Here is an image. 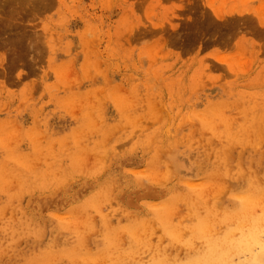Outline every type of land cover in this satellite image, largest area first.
I'll use <instances>...</instances> for the list:
<instances>
[{"label":"rangeland","instance_id":"rangeland-1","mask_svg":"<svg viewBox=\"0 0 264 264\" xmlns=\"http://www.w3.org/2000/svg\"><path fill=\"white\" fill-rule=\"evenodd\" d=\"M255 232L264 0H0V264H242Z\"/></svg>","mask_w":264,"mask_h":264},{"label":"bare ground","instance_id":"bare-ground-1","mask_svg":"<svg viewBox=\"0 0 264 264\" xmlns=\"http://www.w3.org/2000/svg\"><path fill=\"white\" fill-rule=\"evenodd\" d=\"M30 1H31V0H30ZM38 1H39V0H36V2H38ZM243 19H244V16H243L242 19H241V18H238L237 20H236V19H232V20H234V21L237 22V21H240V20H243ZM240 22L243 24L242 21H240ZM241 23H240V24H241ZM246 23H247V25H246V24L243 25V26L241 27V30L244 29V30H246V31L249 32V31H251V29H252V31L254 32L255 30H254L252 27H250V25H253V24H254L253 21L250 20V19H248V20H246ZM242 24H241V25H242ZM236 25H237V24H236ZM252 224H254V226H255V223H252ZM248 226H249V225H248ZM252 226H253V225H252ZM252 226H251V227H252ZM259 227H260V225H259ZM242 230H243V229H242ZM242 230H241V231H242ZM244 231H245V230H244ZM226 232H227V231H226ZM241 233H243V231H242ZM249 233H250V232H249ZM223 235H224V234H222V236H223ZM226 235H227V234H225L224 236H226ZM228 235H229V236H228ZM228 235H227L228 237H227V236H226V237H223L222 240H224L225 238H227L228 242L231 241L230 239H228V238L231 236L230 233H229ZM239 235H240V234H239ZM257 235H258V234H257ZM257 235H256V232H255V233H253V235L251 234L249 238H248L247 234L244 235V237H243L242 235L240 236V238L242 237V238H244V240L241 241V243L239 244V246H240L241 244H243L244 241H245V243H247V244L252 243V244H250V246H251V245H255L256 243H257L256 245H259V246H258L259 249H258L256 252H254V251H255V250H254L253 253H250V252H252L251 250H253V248H250L249 245H248V247H249L250 249H248V247H246V249H245V248H243L244 246L241 247L240 250H242V249L247 250V249H248V250L250 251V252H249V251L246 252V253L249 252V253H248L249 255L246 254V253H244V254L242 253V254L244 255V257H246L245 255H248V256H249V257L247 256L246 259L244 258L246 261H245L244 263H242V264H264V242H263V243L260 242V241H264V240H263V239H262V240L258 239L259 236H257ZM220 237H221V236H220ZM220 237H219V238H220ZM219 238L217 237L218 240H219ZM230 238H231V237H230ZM234 238H235V237H234ZM217 239H216V240H217ZM231 239L233 240V238H231ZM240 240H242V239H240ZM211 241H212V240H211ZM234 241H237V240H233V243H237V242L239 243V240H238L237 242H234ZM209 242H210V241H208V243H209ZM222 242H224V241L219 242V246L221 245ZM216 243H217V241H216ZM216 243H215V239H214L213 244H215V246H216ZM225 243H226V240H225ZM229 243H232V242H229ZM261 243H262V244H261ZM213 244L211 243V244H209V245H213ZM217 244H218V243H217ZM222 244H223V243H222ZM260 244H261V245H260ZM224 245H225V244H224ZM226 245H228V244L226 243ZM229 245H230V244H229ZM243 245H244V244H243ZM221 246H222V245H221ZM245 246H246V244H245ZM251 247H253V246H251ZM206 248L208 249V247H206ZM213 248H215V247L213 246ZM216 248L219 249L220 247L216 246ZM236 248H237V247H236ZM218 249H216V250H218ZM225 249H226V248H225ZM205 250H206V249H205ZM212 250L214 251L215 249H212ZM212 250H211V251H212ZM216 250H215V251H216ZM219 250H220V249H219ZM223 250H224V249H223ZM223 250H222V251H223ZM228 250L231 252L230 247H229ZM232 250H233V248H232ZM207 251L210 252L209 250H207ZM222 251L220 250V252H222ZM229 251H228V252H229ZM236 251H237V249H236ZM236 251H235V252H236ZM197 252H199V250H198ZM205 252H206V251H205ZM205 252H204V253H205ZM220 252H219V253H220ZM223 252H225V254H223V255L226 256V254H227V253H226L227 250H225V251H223ZM230 252H229V253H230ZM242 252H244V250H243ZM213 253H214V252H213ZM236 253H237V252H236ZM178 254H179V253H178ZM194 254H195V253H194ZM194 254H193V255H194ZM146 255H147V254H146ZM201 255H202V254H201ZM204 255H206V254H204ZM210 255H212V253H210ZM243 255L240 254V256H242V257H243ZM149 256H150V255H149ZM176 256H177V254H176ZM197 256H198V255H197ZM218 256H222V254H221V255H217V257H218ZM233 256H234V255H233ZM179 257H182V255H180ZM179 257H178V258H179ZM184 257H185V256H184ZM201 257H202L201 259H203V257L207 259V257H205V256H201ZM210 257H212V256H209L208 258H210ZM217 257L215 256L216 259H217ZM182 258H183V257H182ZM195 258H196V257H195ZM197 258H198V257H197ZM213 258H214V257H213ZM213 258H211V260H212ZM215 258H214V259H215ZM220 258H224V256H223V257H220ZM237 258H239L238 255H237ZM148 259H149V257H148ZM176 259H177V257H176ZM180 259H181V258H180ZM193 259H194V258H193ZM214 259H213L212 261H211L210 259H209V260H210L211 262H215L216 259H215V261H214ZM232 259H234V258H232ZM196 260H197V259H196ZM196 260H194V261L196 262ZM204 260H205V259H203V260H201V261H204ZM217 260H219V258H218ZM238 260H239V259H238ZM191 261H192V260H191ZM197 261H198V260H197ZM220 261H221V259H220ZM222 261H223V259H222ZM243 261H244V260H243ZM226 262H227V260H226ZM189 263H190V262H189ZM199 263H200V261H199ZM201 263H202V262H201ZM201 263H200V264H201ZM203 263H205V261H204ZM203 263H202V264H203ZM209 263H210V262H209ZM216 263H217V262H216ZM220 263H221V262H220ZM223 263H224V262H222V264H223ZM193 264H194V263H193ZM207 264H208V263H207ZM210 264H213V263H210ZM224 264H225V263H224ZM226 264H227V263H226ZM230 264H231V263H230ZM238 264H240V263L238 262Z\"/></svg>","mask_w":264,"mask_h":264}]
</instances>
